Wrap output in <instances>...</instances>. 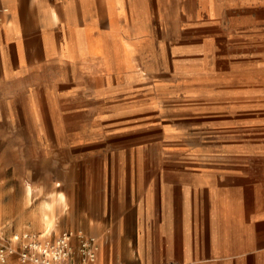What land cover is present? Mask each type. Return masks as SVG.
Masks as SVG:
<instances>
[{"label": "rangeland", "instance_id": "1", "mask_svg": "<svg viewBox=\"0 0 264 264\" xmlns=\"http://www.w3.org/2000/svg\"><path fill=\"white\" fill-rule=\"evenodd\" d=\"M92 1V13L107 14V22L102 26L108 31L113 60L118 58L123 63L121 75L126 78L137 69L147 78L149 74L145 73L153 70L156 74L154 78L149 75L150 80L198 78L214 82L206 84L204 90L221 98L219 110L186 117V128L191 136L212 142L220 157L232 155L234 160H250L251 168L258 171L264 160V63L260 65L253 57L260 47L264 9L259 11L261 7L252 6L250 11L247 0H106L101 7ZM250 26L257 30L251 32ZM169 48L181 53V59L173 65L166 57ZM151 56L155 58L151 60ZM128 61L135 68L128 66ZM131 80L124 79L122 87L113 80L106 94L102 93L106 98L101 100L97 95L77 101L54 94L45 97L40 101L44 108L41 132L31 131L34 127L29 126L26 133H3L11 147L2 156L6 160H0V247L7 245L18 250L23 231L41 232L32 219L37 213L33 211L41 199L61 191L65 206L64 210H56L54 233L68 229L93 234L98 244H104V264H109L107 260H112V264H176L158 261L163 254V239L162 232L153 228V222L152 228L147 220L144 229L135 230L141 218L150 217L145 209L131 208L124 216V225L115 224L117 216L110 214L114 208L109 207L112 200L107 198L106 191L102 201L104 213L96 214L97 207H92V200L87 198L89 185L73 162L91 160L98 153L105 160L122 154L123 145L103 147L99 138H94L98 135L84 133V129L95 124L103 129L105 137L118 128L124 130L122 135L138 134L130 144L139 157L148 154L163 160L183 150L178 147L183 135L170 127V115L185 109L187 102L195 98V92L183 94V89H179L174 92L181 99L159 102L154 113L145 108L137 116H126L143 97L142 82ZM121 111L123 116L117 115L107 122L90 115ZM148 114L151 116L147 117ZM28 120L29 125L35 124L33 118ZM75 122L79 126L74 127ZM35 163L42 164L44 175L25 177L33 186L32 196L26 198L25 181L20 179L25 164ZM71 163L72 167H68ZM102 258L98 252L96 264ZM0 264H20L17 252H4Z\"/></svg>", "mask_w": 264, "mask_h": 264}, {"label": "crops", "instance_id": "2", "mask_svg": "<svg viewBox=\"0 0 264 264\" xmlns=\"http://www.w3.org/2000/svg\"><path fill=\"white\" fill-rule=\"evenodd\" d=\"M105 2L95 0L100 7ZM247 2L250 11L252 6L261 7L259 11L264 9V0ZM92 3V0H0V160H6L2 156L11 147L3 133H26L29 126L36 133L43 130L44 108L40 101L50 95L73 101L97 95L101 100L106 98L102 93L106 94L113 80L121 87L124 79L142 82V100L128 113H90L100 122H107L117 115L137 116L145 108L154 113L159 102L181 99L174 91L183 89V94L194 91L193 101L170 115L173 118L170 127L183 135L178 146L183 150L163 160L148 154L137 155L130 143L138 134L122 135L124 130L118 128L105 137L96 124L84 129L86 134L98 135L94 138H99L103 147L124 146L122 154L112 160H105L98 153L91 160L73 161L89 185L87 198L92 200V207H97L95 213L102 215L107 191V198L112 200L109 207L114 208L110 214L117 216L114 223L118 225H124V216L131 208L145 209L150 217L141 218L135 230L144 229L148 220L151 228L153 222V228L162 232L163 254L158 261L264 264V160L255 171L250 160H234L232 155L222 158L214 151L212 142L191 136L186 128V117L219 110L221 98L204 90L206 84L215 83L198 78L156 80L153 70L145 73L154 74L150 80L149 75L145 78L137 69L125 78L120 73L123 63L118 58L113 60L107 43L108 31L102 26L107 22V14L92 13ZM255 29L250 26L251 32ZM259 34L260 47L255 49L253 60L261 65L264 25ZM166 52L171 65L181 59L180 52L170 48ZM154 58L151 56V60ZM128 64L136 66L129 61ZM28 118H33L35 124L29 125ZM74 125L79 126L76 122ZM35 164H25L20 179L24 184L29 183L27 176L43 177L44 167ZM48 233L56 234L53 230ZM100 244L92 264H96L98 252L103 256L100 264H104V244L102 241ZM107 262L112 264V260Z\"/></svg>", "mask_w": 264, "mask_h": 264}, {"label": "built area", "instance_id": "3", "mask_svg": "<svg viewBox=\"0 0 264 264\" xmlns=\"http://www.w3.org/2000/svg\"><path fill=\"white\" fill-rule=\"evenodd\" d=\"M97 249L96 237L82 230H64L55 235L25 230L18 250L3 245L0 255L16 251L21 264H92Z\"/></svg>", "mask_w": 264, "mask_h": 264}, {"label": "bare ground", "instance_id": "4", "mask_svg": "<svg viewBox=\"0 0 264 264\" xmlns=\"http://www.w3.org/2000/svg\"><path fill=\"white\" fill-rule=\"evenodd\" d=\"M24 191H25V196L27 198H30L32 196L33 186L29 183L24 184ZM64 206H65V195L61 191H58L54 197L49 196L47 198H43L37 203L35 207V211L33 210L32 211L34 213H36L37 211V213L34 216V220L37 223L41 224L40 230L42 233H48L50 232V230L55 228L56 210L57 209H59V211L60 209L64 210ZM98 249H99V245H98Z\"/></svg>", "mask_w": 264, "mask_h": 264}]
</instances>
